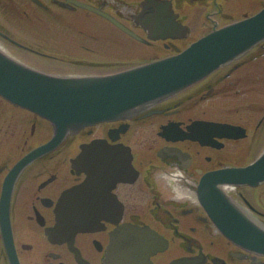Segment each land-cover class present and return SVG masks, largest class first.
I'll return each instance as SVG.
<instances>
[{
  "label": "flooded vegetation",
  "instance_id": "1",
  "mask_svg": "<svg viewBox=\"0 0 264 264\" xmlns=\"http://www.w3.org/2000/svg\"><path fill=\"white\" fill-rule=\"evenodd\" d=\"M77 1L0 0V48L50 74H112L175 54L264 9V0ZM59 26L74 34H58ZM246 64L249 71H239ZM262 98L264 38L193 84L69 131L48 148L55 125L0 94V264H264V252L224 233L200 194L204 174L246 165L264 150V106L240 107L264 105ZM229 105L247 114L221 116ZM199 120L241 129L227 136L193 125ZM95 139L111 152L102 148L97 169L94 162L74 166ZM169 165L184 170L189 199H170L154 182L153 172ZM84 182L81 194L65 199ZM218 188L264 232V181L210 186ZM75 213L89 225L75 228ZM125 248L131 257H122Z\"/></svg>",
  "mask_w": 264,
  "mask_h": 264
},
{
  "label": "water",
  "instance_id": "2",
  "mask_svg": "<svg viewBox=\"0 0 264 264\" xmlns=\"http://www.w3.org/2000/svg\"><path fill=\"white\" fill-rule=\"evenodd\" d=\"M263 38L264 9L207 34L177 54L105 75L50 74L26 66L0 50V93L54 123L55 136L42 147L48 148L60 142L69 131L117 118L137 105L196 82ZM193 125L202 129L208 126L227 136H237L231 133L241 129L219 121L199 120ZM195 138L204 139L202 135H195ZM105 146L101 139L84 144L81 154L73 160L74 166L87 169L88 164L94 162V169H97L98 157ZM104 151L105 154L111 152ZM262 181L264 151L248 165L225 167L204 174L200 184V194L224 233L235 242L260 252H264V232L231 204L224 191L211 190L210 186L216 183L256 185ZM85 184L70 188L65 192V199L72 194H81ZM69 218L75 228L89 225L88 217L82 213ZM131 249L125 248L122 257H131Z\"/></svg>",
  "mask_w": 264,
  "mask_h": 264
},
{
  "label": "clouds",
  "instance_id": "3",
  "mask_svg": "<svg viewBox=\"0 0 264 264\" xmlns=\"http://www.w3.org/2000/svg\"><path fill=\"white\" fill-rule=\"evenodd\" d=\"M153 179L166 197L177 200L190 198V181L179 165L156 169L153 172Z\"/></svg>",
  "mask_w": 264,
  "mask_h": 264
},
{
  "label": "rangeland",
  "instance_id": "4",
  "mask_svg": "<svg viewBox=\"0 0 264 264\" xmlns=\"http://www.w3.org/2000/svg\"><path fill=\"white\" fill-rule=\"evenodd\" d=\"M17 1H22V0H17ZM97 24H98V26H100L104 31H106V32H109V33H114L115 34V36H116V38L120 41V42H124V41H128V39L124 36V35H122V34H120L118 31H116V30H114V29H109L110 27H108V25H107V23H105V22H103V21H97ZM73 30L75 31V29H74V27L72 28V29H68V28H66L65 26L64 27H61V26H59L58 27V34L60 33V32H64L65 34H68V35H72V34H74L73 33ZM255 64H257V63H255ZM239 71H243V72H247V71H249V68H248V65L246 64V65H244L243 66V68L242 69H240ZM244 81L245 80H242V83H244ZM252 81H254V82H256V80H253V79H250L249 80V82H251L252 83ZM248 82V84H246V83H244V84H241V86L243 87V88H245V87H247V85H249L250 83ZM250 86V85H249ZM230 97H238L237 95H235L234 93H232L231 95H230ZM231 100H233V98H230ZM262 103L264 104V98H262ZM230 106V105H229ZM263 106L264 105H255V106H247V105H241L240 107H241V110L242 109H246L247 107L249 108V110H253V109H255V110H261L262 108H263ZM229 110H230V112H228V111H226V113H224L223 115H221V116H227V117H230L231 119H238V118H242L243 116H245L246 114H247V111L246 110H244V111H239V112H237L236 110H234V107H232V106H230L229 107ZM249 154L246 156V158L245 159H249Z\"/></svg>",
  "mask_w": 264,
  "mask_h": 264
}]
</instances>
